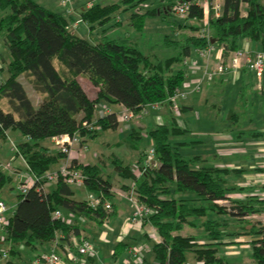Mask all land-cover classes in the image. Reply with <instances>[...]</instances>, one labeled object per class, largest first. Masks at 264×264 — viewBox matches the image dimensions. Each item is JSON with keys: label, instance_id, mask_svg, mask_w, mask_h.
<instances>
[{"label": "trees", "instance_id": "16d2710c", "mask_svg": "<svg viewBox=\"0 0 264 264\" xmlns=\"http://www.w3.org/2000/svg\"><path fill=\"white\" fill-rule=\"evenodd\" d=\"M147 1L95 0L81 7L79 14L93 29ZM180 2L190 3L183 17L173 11ZM199 2L160 0L146 12L131 13L130 23L139 31L147 15L163 19L173 16L172 33H164L155 44L160 43L163 53L168 50L167 55H161L144 52L136 39L121 41L105 33L93 42L80 37L68 29L67 16L35 0H0V36L12 55L7 64L8 78L0 82V139L5 140L11 128L19 130L24 139L15 145L14 155L21 156L30 172L40 178L27 193L17 195L5 231V242H9L7 264H29L21 248L23 243L33 253L46 250L58 233L65 239L79 235L83 224L80 218L84 224L101 226L116 213L114 184L99 163L73 160L85 175V190L102 199L95 207L88 198H77L73 187L62 178L45 188L47 182L42 176L67 159V153L45 144V140L77 134L85 143L104 131L118 129L116 112L96 115V106L102 102L122 104L138 115L145 104L165 101L182 85L186 76L183 64L194 48L219 45L226 58L248 38L260 43L264 52V6L258 0H222L218 15L211 8L209 40L200 36L199 21L204 11ZM244 2L248 3L246 15L241 11ZM22 76L40 96L37 103L21 81ZM80 76H87L94 96ZM165 107L168 113L164 121L148 130L154 150L149 162V152L142 150L141 127H133L121 141L139 151L138 159L112 157L118 174L132 179L131 184H122L123 191L134 192L139 202L153 209L142 218L143 225L153 226L160 235V241L152 244L151 258L157 264H186L191 254L204 264H264V221H246L252 214L264 212V198H233L230 170L206 163L201 154L182 153L181 146L193 143V139L184 138L191 130L173 113L169 102ZM186 110L187 106L181 105V111ZM239 116L235 111L230 122L235 123ZM13 181L11 175L0 170V197L14 187ZM104 200L112 203L111 210L105 208ZM56 210L72 214L75 223L55 217ZM187 225L199 227V232L184 234ZM240 235H251L249 263L219 254V244L238 243L223 239ZM127 246L117 242L115 255ZM149 261L152 259L146 258L142 264Z\"/></svg>", "mask_w": 264, "mask_h": 264}, {"label": "crops", "instance_id": "0c3cea01", "mask_svg": "<svg viewBox=\"0 0 264 264\" xmlns=\"http://www.w3.org/2000/svg\"><path fill=\"white\" fill-rule=\"evenodd\" d=\"M258 1L264 6V0ZM90 4L91 3L89 2L87 5ZM247 8L248 3L244 2L241 4V11L243 15L247 14ZM70 10L71 9H69V11ZM240 48L245 49L251 53L262 51L260 43L253 42L248 38L242 40ZM192 53H195L197 59L195 60L191 58L190 55L189 61H192L193 64L188 65L191 68V71L196 74H199V71L203 70L201 75V78L203 77V81L207 80L204 78L206 70L215 67L222 61L230 62L233 57V53H231L228 57L225 58L223 56L222 47L219 45H214L208 59L196 54L195 48L192 49ZM9 62L10 61L6 58H2L0 62V75L1 72L6 71L5 80L8 78L7 64ZM20 79L22 81V77ZM79 79L81 80V82L83 79H86L90 83L87 76H80ZM212 80L213 82L209 89L208 98L209 96L211 97L209 99L211 100V102L209 101L210 115L211 118L214 119L215 130L212 131V133L208 134L211 136L213 134V145L212 149H210L209 151H203L202 153L197 154H201L205 159V162L208 164L230 170L231 174H229V182L230 184L235 186V190L231 194L233 198L241 200H246L250 196H256L260 199L264 198V72L261 77H258L247 67L243 66L239 69L230 70ZM22 82L24 84V81ZM232 85H239L238 90L235 93L234 103L228 106L226 110H224L221 100H223L225 92H228L229 86ZM25 87L27 89L26 85ZM195 93H197V91H195ZM208 98H206V101H208ZM194 99L196 100V98ZM181 105L187 106L186 111H191L192 109H194L193 103L191 102H182ZM114 107L120 112L124 106L122 104H114ZM110 110H112V108H110ZM161 110L162 111L159 113L160 115L158 117L159 120L162 117L164 121V118H166L168 113L167 108L164 107ZM235 111L239 112L240 116L236 117L237 121L232 124V122H230V118ZM185 112H181V117H183V114ZM161 122L162 121H160V123ZM183 123L189 127V125L185 121ZM120 124L122 125H119L117 130L122 133H129V131L133 127L144 126V124H141L138 120L134 121L133 124H131V122ZM122 126L128 127V129L124 132L122 128H120ZM189 128L191 130V134H196L194 131H192L191 127ZM201 141L202 138L200 137L193 138V143H198ZM50 142L52 143L53 147H55L52 139H50ZM118 142L119 141H115V145ZM15 145H13L12 147L13 151ZM123 156L126 158L138 159V155L134 153L130 154L128 152L127 155L125 154ZM18 158L21 159L22 163L19 167L22 169L25 168L23 159L21 157ZM87 158V160L90 159L89 157ZM87 160H84V164H94L91 163L90 160ZM62 163L56 165L53 170L58 168ZM54 183H47L45 185V188L48 189ZM81 190L87 191L85 190V188ZM120 190L121 189H118L114 186V191L116 195L118 194L117 196H119L120 202L116 203L113 200V202L115 203L116 213L114 216L109 218L111 220L116 217L121 218L120 228L122 230L119 229L118 235L117 231L113 232L112 235L111 231L104 230L103 225L95 226L91 224H84L85 221L80 218L83 223L81 225L80 234H73L69 239L63 240L72 247L74 245V237L77 239L88 238L93 243L95 252L92 256H87L86 264H118L117 261L121 254L122 256H124V258L123 261H120L119 264H134L131 248L136 245L144 246L145 253L151 254V247L153 242L155 241L149 236L148 231L152 228V226L143 225L142 227L138 228L136 226L128 225V219L131 217L133 212V205H131L132 203H130V201L126 197V193L121 194ZM246 221H264V212L252 214L248 219H246ZM90 230L93 232L92 235H90ZM139 234L141 235L140 242L137 241ZM250 239L251 235H240V237L237 238L227 237L223 239V241L225 242H230L233 240H236V242H238L235 244H225L226 247L231 248L226 253L230 254L231 258L242 261L241 258L244 253H248V255H250L252 252L251 246L248 242V240ZM117 242H124L128 244V246L124 251H121V253L116 256L115 246L113 243ZM47 246L49 247L50 244H48ZM152 261L154 264H157L156 260ZM0 264L7 263L0 258Z\"/></svg>", "mask_w": 264, "mask_h": 264}, {"label": "rangeland", "instance_id": "374dc122", "mask_svg": "<svg viewBox=\"0 0 264 264\" xmlns=\"http://www.w3.org/2000/svg\"><path fill=\"white\" fill-rule=\"evenodd\" d=\"M35 1L41 3L42 5L53 11L62 13L65 16H67L69 18L68 29L76 33L78 36L86 38L92 42L97 41L105 33V35L108 36L109 38H116L121 41H125L129 38L136 39L139 42L140 48L146 53H150L153 51V53H157L161 55L168 54V50H166V52L163 53V48L161 47L160 43H158L157 45L155 44L156 42H159V38L164 33H169V34L172 33V29L170 26L171 25L170 22L173 19L172 15H168L166 19H163L160 15H147L145 18L144 28L141 31L135 29L134 26L129 22L130 21L129 17L132 12L134 11L146 12L149 7L157 6L160 3V0H148L144 5L142 4L141 6L133 8L131 10L117 13L108 22H106L103 25L96 24L95 28L93 29H91L90 26L82 20L79 14V9L84 5H87L89 2L90 3L94 2L95 0H68L67 4H64L65 0H35ZM69 9L71 10L69 11ZM1 13L2 11L0 10V14ZM2 58H6L10 61L12 59V55L10 53L9 47L5 39L2 36H0V62ZM191 58L195 60L197 59L195 53H191ZM205 65H206V61H205ZM183 69L186 72V76L182 85L180 86V89L183 92H186L187 96L186 98L180 100V102L181 104L182 102L184 103L191 102L193 103L194 109H192L191 111L190 110L186 111L183 114V117H181L182 114L178 117L180 118V120H182L181 121L182 123L185 121L189 125V127H191L192 131L196 133V134L188 133L185 135L184 138L193 139L195 137L196 138L200 137L202 138V141L198 143H192L186 146H181L180 151L187 155H193L197 153H202L203 151H209L210 149H212L213 140H214L213 134L211 136L208 133H212V131L215 130V122L210 115L209 101L211 102V100L209 99L211 97L209 96L208 98V94L213 80L205 78L207 80L202 81L200 90L197 91V93H195L191 90L193 86H195L196 84L199 83L200 80H202L203 77L201 78V75L203 70H200L199 74H196L191 71V68L189 67L188 64H183ZM5 77H6V71L1 72L0 82H3L5 80ZM22 81H24V84L27 86L28 92L31 98L33 99V101L37 103L40 99V96L32 89L27 78L22 76ZM82 82L86 87L88 93L91 96H94L95 90L93 88V85L90 84L86 79H83ZM238 86L239 85L229 86L228 92H225L224 98L223 100H221L224 110H226L228 106L234 103V97H235V93L238 90ZM194 98H196V100ZM206 98H208V101H206ZM102 105L108 108H112V111L116 113L119 112V110H117L114 107V104L102 102L96 106L97 116L99 114L100 109L102 108ZM161 111L162 110L149 109L148 113L145 114L139 112V114L131 120V124H133L134 121L137 120L141 124H144V126L141 127L142 128L141 133L143 136L142 150L145 152H149L153 147V140L148 130L153 128L156 124L160 123V121L163 122L162 117L160 118V120L158 117ZM120 128H122L124 132L128 129V127L125 126H122ZM7 132H8L7 138L5 140L0 139V161L10 160L12 156H14V151L12 150L13 145L23 140V135L20 133L19 130L11 128ZM127 135H128L127 132L122 133L119 132L117 129L116 130L112 129V130L104 131L93 138L90 137L86 141L88 145V151L86 153V156L90 158L89 160L91 161V163L101 164L104 173L108 175L114 186L122 190H124L122 184L123 183L131 184L132 179L123 178L118 174V172L115 169L114 163L112 162V157L113 156L124 157L123 155L125 154L127 155L128 152L130 154L131 153H134L136 155L139 154V151H136L131 147H129V145H127L126 143L121 142L124 141ZM115 141H119V142L116 143L115 145ZM44 143L53 147L52 143L50 142V139L45 140ZM53 148L55 149L57 147H53ZM96 152L98 153V156ZM87 157L86 160L88 159ZM16 158L12 161V164L15 166H20L22 164L21 159L18 157ZM126 159H132V158H126ZM11 177L14 180V176L11 175ZM13 182H14L13 183L14 187L9 190L6 189L4 194L2 193L3 194L2 198L5 199V201H7L9 205H12V211H14L16 207V198L17 195L19 194V191L16 186V181L14 180ZM72 187L76 192L77 198H88L91 195L87 191L81 190L84 188V186H80L83 188H78L76 186H72ZM117 195H115L114 201L116 203H119L120 199L119 196ZM130 203L132 202L130 201ZM223 203L226 205L229 204L228 202L226 203L223 202ZM120 224H121L120 217L113 218V220L109 219L103 223L104 226L103 229L106 231L107 230L111 231L112 235L113 232L117 231V235H118L119 229H121ZM182 232L184 234H197L199 232V227L187 225ZM92 234L93 232L90 230V235ZM140 239H141V235L139 234L137 241L140 242ZM113 244L114 246L116 245V243ZM8 247H9L8 241L0 244V253L2 250L8 249ZM21 248H24L25 259L27 262H29L30 258L33 257V252L30 249L26 248L24 243L21 244ZM230 249L231 248L226 247L225 244H219V254H223L228 257H231L230 254L226 253ZM151 255L152 254L145 253V258L151 259ZM123 258L124 256H122L121 254L117 263L119 264L120 261H123ZM241 259L243 262L249 263L251 261V257L250 255H248V253H244ZM152 260L154 259L152 258ZM187 263L198 264V260H196L193 257V255L190 254L188 256ZM145 264H154V263L153 261H149L146 262Z\"/></svg>", "mask_w": 264, "mask_h": 264}, {"label": "built area", "instance_id": "2783aa9c", "mask_svg": "<svg viewBox=\"0 0 264 264\" xmlns=\"http://www.w3.org/2000/svg\"><path fill=\"white\" fill-rule=\"evenodd\" d=\"M68 0L64 1V4H67ZM199 5L203 8L204 17L199 21L202 25V31L200 36L205 37L209 40V13L211 8L215 9L216 14L218 15L222 6V0H200ZM190 3L189 2H180L173 6V11L179 16H185L188 12ZM214 45L207 44L206 46L195 48L196 54L208 59L210 53L213 50ZM185 64H193L192 61H189L187 57L184 61ZM247 67L251 72L256 74L258 77L264 72V52L256 51L254 53L248 52L245 49L239 48L233 52V57L230 62H220L215 67L206 70L204 78L214 79L219 75H222L230 70L239 69L241 67ZM203 79L199 81L198 84L193 86L191 91H199L201 88V83ZM187 93L183 92L180 88L176 90L174 94L169 96L165 101L162 102H153L145 104L140 110L141 113H148L149 109L161 110L165 107V103L169 102L170 108L173 113L178 117L181 115V102L180 100L186 98ZM110 110V108L102 105V108L99 111L98 116H105ZM119 123H129L137 115L127 107H123L120 112H117ZM86 126L91 124L84 122ZM53 144L62 152L67 153V159L56 169L47 171L42 178L46 180L47 183L56 182L59 178H62L64 182L68 183L71 186H84L85 175L82 173V170L77 167V164L73 163V160H76L79 163H84L86 159V153L88 151L87 143H82L81 138L77 135L62 134L52 138ZM16 146H14V151ZM154 155L153 148L149 151L147 162H149ZM16 157L21 156H12L10 160L0 161V170L9 173V175L14 176L16 180V186L19 191V194H25L30 188H32L38 180L39 177L35 176L30 170L24 161L25 168H20L12 164V161ZM46 183V184H47ZM44 187H38L39 190ZM121 194H125L123 190H120ZM126 196L132 202L133 213L128 219V225L136 226L138 228L143 226L142 218L146 214L153 212L152 208H149L138 201L134 192L126 193ZM89 203L91 206L95 207L102 202L100 197L90 195ZM225 203L227 201H224ZM104 206L107 210L112 209V203L109 200L103 201ZM13 214L12 206L9 205L5 199L0 197V242L1 244L5 242V231L7 226L10 223V216ZM55 217H63L68 223H75V217L72 214L64 215L61 210H56L54 212ZM83 219V218H81ZM84 220V219H83ZM149 236L155 241H160V235L157 230L152 226L148 231ZM64 235L58 233L53 241H51L48 249H37L33 253V257L30 259L29 264H86L87 256H92L95 252L93 243L88 238H73V247L68 243L64 242ZM64 242V243H63ZM132 258L134 264H142L145 259V247L142 245H136L131 248ZM0 258L4 261L8 260V249H4L0 253ZM20 264V263H13ZM186 264H191L187 263ZM198 264H204L202 260H198Z\"/></svg>", "mask_w": 264, "mask_h": 264}]
</instances>
